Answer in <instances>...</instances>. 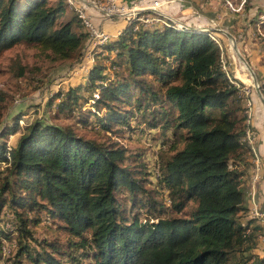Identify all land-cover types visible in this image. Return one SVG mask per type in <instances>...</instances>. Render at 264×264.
Instances as JSON below:
<instances>
[{
	"label": "trees",
	"instance_id": "trees-1",
	"mask_svg": "<svg viewBox=\"0 0 264 264\" xmlns=\"http://www.w3.org/2000/svg\"><path fill=\"white\" fill-rule=\"evenodd\" d=\"M67 7L64 0H0V51L24 42L55 60L77 58L86 32L75 14L59 19ZM133 25L125 22L100 44L85 80L58 89L47 104L58 112L74 106L84 111L78 123L97 124L104 132L133 129L128 120L139 114L136 123L163 135L161 143L168 142L171 153L157 156L158 174L153 164L143 163L139 177L123 165V148L98 145L38 118L24 124L8 148L4 138L18 130L20 115L15 116L0 127V248L17 237L35 241L29 224L39 220L30 213L42 211L61 221L59 227L76 238L66 249L80 254L67 252L68 261H61L57 256L65 252L56 243L33 249L19 240L7 257L12 253L19 260L23 254L31 264H73L81 256L92 264H264V252H252L263 224L244 204L250 147L233 83L239 82L222 68L218 46L206 31L171 22L137 30ZM101 57L108 64L95 61ZM157 105L164 111L153 114L162 118L146 120V110ZM144 184L162 210L148 214L138 208L124 219L117 192L127 191L134 207L139 194L150 199ZM4 256L0 249V264Z\"/></svg>",
	"mask_w": 264,
	"mask_h": 264
},
{
	"label": "rangeland",
	"instance_id": "rangeland-1",
	"mask_svg": "<svg viewBox=\"0 0 264 264\" xmlns=\"http://www.w3.org/2000/svg\"><path fill=\"white\" fill-rule=\"evenodd\" d=\"M54 1L47 0V4H52ZM128 1L118 0L117 3L126 4ZM228 1L234 9H239L236 11L230 10L223 0H172L170 2L159 0V6L157 5L156 8L152 9L151 13L143 12L142 15L144 17L145 15L159 17L163 23L154 22L150 26L138 24V27L160 26L166 22H171L177 27L189 26L197 30H204L210 39L217 44L222 68L239 82L237 84L233 81L238 88L237 92L241 99L243 123L247 125L245 128L246 142L250 147L247 188L243 185L242 187L245 188V191L251 193L253 189L255 190L260 169L264 167V88L260 87L264 84V14L261 11L264 10V0ZM86 10L87 13H90L91 20L108 36L118 30L120 32L121 26L125 23H123L125 19L122 16H110L105 19L100 13L92 9L86 8ZM74 14L73 8L69 6L59 19L68 20ZM228 24L231 26L228 27ZM117 34L115 33V35ZM82 44L83 41H81ZM47 54L49 53L38 51L33 44L24 42H18L0 51V127L3 123L8 124L15 116L20 115L18 130L4 138L6 144L14 142L24 124L38 118L45 123L67 127L78 136L91 139L98 145L108 148H123L125 150L123 165L130 167V170L140 172L139 177L144 174L145 166H143V163L151 165L154 163L155 158L157 159V156L165 157L171 153V148L167 146L168 142L161 143L163 135L157 136L154 133L156 130L149 131L144 124L136 123V120L140 119L139 114L135 117V120L132 121L131 118L128 120L129 127L132 126L133 129L130 130L127 126H120L122 131L113 129L104 132L97 124L83 125L78 123L77 120L84 116V111L74 108V106L71 107V110L58 112L53 105H48L47 100L58 89L63 88L65 90L67 86L74 84V82L76 84V82L84 81L85 71L80 70L78 64L80 56L75 58L76 54L65 60H55ZM100 59H103V57ZM103 60L97 59L95 61L108 64L105 59ZM19 67L22 68L23 73L21 75L17 74ZM117 71L121 74L124 73L123 75L126 74L125 67H120ZM154 87L157 88L156 85ZM82 93L83 96H88L86 91H82ZM137 93V89H135L132 98L136 97ZM144 103L145 101H140L139 106H144ZM121 106L124 105L121 104ZM159 108L161 107L157 105L153 112H149L151 110L149 107L145 112L146 120H151V116L156 117L157 114L159 115L160 113L153 114L158 112ZM161 109L164 111L163 107ZM159 116L161 119L162 114ZM165 118L166 116L164 120ZM168 119L166 118V120ZM116 127L119 128V126ZM177 136L175 144L179 148L181 140ZM255 161L259 168V174L253 180L252 170ZM148 180L152 183L149 175ZM144 187L146 190H150L149 185L144 184ZM149 192V200L142 194L137 196V198L141 197L140 200L142 204H146V207L140 206L141 201L132 207L130 195L124 189H120L117 192V198L121 207V216L129 220L138 208L146 210L148 214L152 212L156 214L160 208L162 210L163 206L158 205V197L155 196L152 190ZM244 204L245 206L248 204L246 198ZM252 205L256 206L264 219L263 204L259 205L252 198L249 206ZM166 212V215L171 214L169 210ZM139 215V218H144V215ZM35 217L38 218V223L35 225L29 224L35 241H22L21 237H17L14 244H18L19 240L21 243L29 242V245L35 249L40 242H54L59 246L61 252H65L64 255L57 256L61 261H68L67 252H70L73 256L80 254V251L75 248L74 251L73 248L66 249L67 242L76 238L70 237L59 227L60 220L45 217L42 211L30 213V218ZM11 252H14V247ZM252 252L258 255L263 254L264 234L259 237V241ZM12 253L8 257L5 255L1 264H17V261H20L19 264H31L28 256L22 254L20 259L17 260L13 258ZM72 263L92 264V261L81 256Z\"/></svg>",
	"mask_w": 264,
	"mask_h": 264
},
{
	"label": "built area",
	"instance_id": "built-area-1",
	"mask_svg": "<svg viewBox=\"0 0 264 264\" xmlns=\"http://www.w3.org/2000/svg\"><path fill=\"white\" fill-rule=\"evenodd\" d=\"M70 7L73 8L76 17L79 19L80 24L83 26L86 36L83 41V44L80 46V60H79V68L82 71H86L88 66L94 62V53L95 49L100 45L105 43L110 39L106 33H104L90 18V13H87L86 8L92 9L95 12L100 13L105 19L110 16H122L125 19V22L134 21L133 30H137L138 24L142 25H152L154 22H162L161 18L156 16H147L142 15L143 12L151 13L152 9L159 6V0H129L126 4H118V0H64ZM169 2L172 0H168ZM227 7L232 10L234 9L228 0H223ZM163 3H165L163 1ZM162 4V3H161ZM117 33H119L117 31ZM212 38V37H211ZM213 39V38H212ZM86 65V66H85ZM10 136V135H9ZM11 144V143H10ZM10 144H6L9 148ZM8 158V157H7ZM254 169L252 170V179L258 177L259 168L254 163ZM153 172L154 174H158V163L157 159L153 163ZM165 196V190L162 191ZM164 202L168 204L169 200L164 197ZM248 213L250 217L256 218L260 220L263 224L264 228V219L262 218V213L256 208L255 205L249 206ZM262 219V220H261ZM14 247V242L12 241H4L1 245V254L6 255L10 249Z\"/></svg>",
	"mask_w": 264,
	"mask_h": 264
},
{
	"label": "crops",
	"instance_id": "crops-1",
	"mask_svg": "<svg viewBox=\"0 0 264 264\" xmlns=\"http://www.w3.org/2000/svg\"><path fill=\"white\" fill-rule=\"evenodd\" d=\"M122 1H127V0H122ZM124 22H125V20H123V23ZM124 24L121 26V29L123 28ZM230 26L231 25L228 24V27H230ZM115 33H117V32H115ZM115 33L111 34L110 38L116 36ZM246 188H247V186H246ZM245 198H246V201L248 202L247 207L250 205V201L252 198L259 205L263 204V207H264V167H261V169H260V175H259V178H258L257 183L255 185V190L253 189V191L251 193H248V191L246 190L245 194H244V201H245Z\"/></svg>",
	"mask_w": 264,
	"mask_h": 264
},
{
	"label": "bare ground",
	"instance_id": "bare-ground-1",
	"mask_svg": "<svg viewBox=\"0 0 264 264\" xmlns=\"http://www.w3.org/2000/svg\"><path fill=\"white\" fill-rule=\"evenodd\" d=\"M248 134V133H247Z\"/></svg>",
	"mask_w": 264,
	"mask_h": 264
}]
</instances>
